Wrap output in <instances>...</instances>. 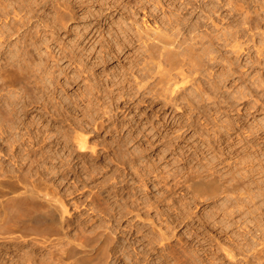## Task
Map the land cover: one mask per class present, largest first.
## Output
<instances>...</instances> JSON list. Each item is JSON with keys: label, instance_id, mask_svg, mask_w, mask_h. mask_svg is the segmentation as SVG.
I'll use <instances>...</instances> for the list:
<instances>
[{"label": "rangeland", "instance_id": "obj_1", "mask_svg": "<svg viewBox=\"0 0 264 264\" xmlns=\"http://www.w3.org/2000/svg\"><path fill=\"white\" fill-rule=\"evenodd\" d=\"M12 1L0 0V264H69L59 255L78 236L94 242L86 247L91 260L81 264H97L100 245L108 264H264V0H117L121 8L103 14L109 0H73L67 25L64 0ZM171 16L184 27L176 26L181 39L173 44L181 47L166 52L177 59L172 64L158 56V43L130 39L136 26L161 27ZM190 29L201 41L191 45ZM183 58L186 67L177 64ZM177 65L191 69L188 76L193 69L186 84L174 82ZM75 127L86 139L83 151ZM192 173L238 187L201 199L187 186ZM15 176L31 177L22 181L36 182L38 198L20 195ZM45 194L58 198L56 209L65 205L61 226L32 221Z\"/></svg>", "mask_w": 264, "mask_h": 264}, {"label": "bare ground", "instance_id": "obj_2", "mask_svg": "<svg viewBox=\"0 0 264 264\" xmlns=\"http://www.w3.org/2000/svg\"><path fill=\"white\" fill-rule=\"evenodd\" d=\"M16 1V0H15ZM14 1V2H15ZM20 1V0H19ZM36 1V0H35ZM76 1H78L79 2V6L80 5H82V4H84V0H76ZM156 1V0H155ZM158 1L159 0H157V3H158ZM11 2H13L12 0H11ZM11 2H10V4H11ZM18 2V1H17ZM34 2V1H33ZM64 2V3H63ZM62 3V6L63 7H61V9L63 8V15L61 14L60 16L62 17V19L64 20L63 22H65L66 23V25H67V23L69 24L71 21H72V19L74 18V13H76V12H74V9H73V7H74V4L76 3V2H73V0H64ZM88 2V1H87ZM128 2V1H127ZM16 3V2H15ZM20 3V2H19ZM25 3V2H24ZM35 3V2H34ZM44 3V2H43ZM77 4V3H76ZM85 4H86V2H85ZM103 4V3H102ZM107 6H106V8H101V10L100 11H98V12H102V14H103V10H105L106 11V9L108 10V11H112V10H114V11H116V8L117 7H119V8H121V5H119V4H122V3H119V4H117V0H109L107 3ZM117 4V5H116ZM200 4V3H199ZM15 5V4H14ZM24 5H26V4H24ZM30 5V4H29ZM155 6H156V4H154ZM102 6V5H101ZM19 7V6H18ZM21 7V6H20ZM28 7V6H27ZM160 7H161V9H163L162 8V5L160 4ZM160 7H159V9H160ZM197 7H199L198 5H197ZM5 8V7H4ZM30 8V7H29ZM81 8V7H80ZM84 8V7H83ZM183 8H185L184 6H183ZM193 8H195V7H193ZM193 8H191V9H193ZM200 8H202L203 9V11H204V9L205 8H203V7H200ZM3 9V8H2ZM158 9V8H157ZM182 9V8H181ZM197 9V8H196ZM13 10V9H12ZM26 10V9H25ZM95 10V9H94ZM94 10H92L93 11V13H92V15H96L95 13L97 12V10H96V12H94ZM165 10H166V8H165ZM162 11V10H161ZM194 11V10H193ZM8 12V11H7ZM11 12V11H10ZM9 12V13H10ZM16 12V11H15ZM25 12V11H24ZM165 12V11H164ZM27 13V12H26ZM35 13H36V11H35ZM88 14H89V12H87ZM99 13V14H100ZM180 13V12H179ZM195 13V12H194ZM101 15V14H100ZM207 15V14H206ZM205 15V17L206 18H209V20H210V17L208 16H206ZM208 15H210V14H208ZM247 15V14H246ZM245 15V16H246ZM170 16V15H169ZM178 16V15H177ZM177 16H171V17H168L167 19H168V23H164L163 24V26H154V27H152V26H145V27H140V26H134L135 27V29H136V33L134 34V36H131L130 37V39H132L133 37H135L136 38V40H140L141 42H143V44L145 45L148 41L149 42H151L150 44H152V43H158L159 44V52H158V56L159 57H161L163 54L164 55H166L167 56V54H169V53H167L166 54V52H168V49L170 48V47H173V44L175 43V42H177L176 40L178 39V37H179V35H180V31H179V29L178 28H176V26L177 25H179L180 26V24H178V22H180L179 20V18L177 17ZM248 16V15H247ZM33 17V16H32ZM31 17V18H32ZM96 17H98V15L96 16ZM9 18V17H8ZM30 18V17H29ZM91 18H93V17H91ZM95 18V17H94ZM250 18V17H249ZM251 18H252V16H251ZM34 19V18H33ZM183 19V17L181 18V20ZM246 19V18H245ZM248 19V18H247ZM25 20V19H24ZM184 20V19H183ZM249 20V19H248ZM252 20V19H251ZM251 20H249L250 22H251ZM94 21V20H93ZM132 21V20H131ZM167 21V20H166ZM186 21V20H185ZM185 21H183V23L185 22ZM16 22V21H15ZM18 22V21H17ZM25 22V21H24ZM163 22V21H162ZM187 22V21H186ZM249 22V23H250ZM254 22V21H253ZM33 23V22H32ZM65 23H63L64 24V26H65ZM180 23H182V22H180ZM243 23V22H242ZM256 23V22H255ZM1 24H3V23H1ZM14 24V23H13ZM161 24V23H160ZM252 24V23H251ZM33 25V24H32ZM131 25V24H130ZM187 25V24H186ZM255 25V24H254ZM253 25V26H254ZM257 25V24H256ZM5 26V25H4ZM3 26V27H4ZM16 26V25H15ZM18 26V25H17ZM188 26V25H187ZM2 27V26H1ZM2 27V28H3ZM20 27V26H19ZM181 27V26H180ZM189 27V26H188ZM195 27H197V26H195ZM244 27V26H243ZM250 27H252V25L250 26ZM7 28V27H6ZM10 28H12V27H10ZM10 28H8V29H10ZM169 28H174V30L175 31H172L171 29H170V31H172L171 33H168V31H167V29L169 30ZM182 28V27H181ZM184 28V27H183ZM182 28V29H183ZM190 28V27H189ZM191 28H193V27H191ZM239 28H241V27H239ZM255 28V27H254ZM15 29V28H14ZM30 29V28H29ZM182 29H181V31H182ZM251 29V28H250ZM2 30V29H1ZM18 30V29H17ZM191 30V29H190ZM242 30V29H241ZM169 31V32H170ZM193 30H191V33H190V36H189V39H190V43H191V45H192V42H196V40L198 39V40H200L201 39V37H199V36H202V35H200L199 33H196V34H199V35H196L195 33H194V31L192 32ZM243 31V30H242ZM257 31V30H256ZM255 31V32H256ZM1 32H3V31H1ZM187 32H188V30H187ZM197 32H198V30H197ZM224 31H222V34L223 35H225L224 33H223ZM235 32V31H234ZM241 32V31H240ZM15 33V32H14ZM228 33H229V31H228ZM259 33V32H258ZM91 34V33H90ZM182 34V36H183V34L184 33H181ZM219 34H221V33H219ZM230 34H231V32H230ZM232 34H233V32H232ZM241 34V33H240ZM89 35V34H88ZM93 35H95V33L94 34H92V35H90V36H87L86 34H81V35H79V37L80 38H82V40H92V37H93V39H94V36ZM188 35H189V33H188ZM229 35V34H228ZM227 35V36H228ZM187 36V35H186ZM226 36V35H225ZM224 36V37H225ZM227 36H226V38H227ZM232 35H230V37H231ZM234 36H236V35H234ZM245 36V35H244ZM1 37H3V36H1ZM31 37V36H30ZM204 37V36H203ZM219 37V36H218ZM223 37V36H222ZM21 38V37H20ZM99 38V37H98ZM100 38H102V36L100 37ZM99 38V39H100ZM187 38V37H186ZM200 38V39H199ZM219 38H221V36L219 37ZM237 38V37H236ZM240 38V37H239ZM262 38H263V36H262ZM104 39V38H103ZM124 39H127V36H125L124 37ZM129 39V38H128ZM129 39V40H130ZM179 39H181L180 37H179ZM183 39H185L184 37H183ZM216 39H218L217 37H216ZM223 39V38H222ZM225 39V38H224ZM247 39V38H246ZM264 39V38H263ZM84 40V41H85ZM186 40V39H185ZM208 40H210V39H208ZM232 39H230V41H231ZM238 40V39H237ZM201 41V40H200ZM203 41L205 42V40L203 39ZM219 41H221V40H219ZM226 41H228V39H226ZM225 41V42H226ZM230 41H229V43H230ZM233 41V40H232ZM179 42V41H178ZM207 42V41H206ZM212 42V41H211ZM225 42H224V44H225ZM248 42V41H247ZM198 43V42H197ZM210 43V42H209ZM219 43V42H218ZM227 43V42H226ZM229 43H227V45L229 44ZM232 43V42H231ZM237 43V42H236ZM264 43V42H263ZM149 44V45H150ZM178 44H182V42L181 43H177V46H178ZM188 42H187V48H188ZM195 44V43H194ZM202 43H199L197 46L199 47V45H201ZM207 44V43H206ZM212 44V43H211ZM219 44H221V42L219 43ZM232 44H234V43H232ZM232 44L231 45H229V46H232ZM237 44H239L240 45V43L238 42ZM237 44H234L233 45V47H238V45ZM242 44H243V42H242ZM248 44V43H247ZM250 44V43H249ZM253 44V43H252ZM251 44V45H252ZM0 45H1V42H0ZM184 44H182V46H183ZM196 45V44H195ZM204 45V44H203ZM203 45H201V46H203ZM243 45H245V44H243ZM242 45V46H243ZM8 46V45H7ZM146 46V45H145ZM153 46H155V45H153ZM176 45H174V47H175ZM190 46V45H189ZM206 46V45H205ZM223 46V45H222ZM241 46V45H240ZM149 47H152V46H149ZM169 47V48H168ZM173 47V48H174ZM179 47V46H178ZM178 47H177V49H176V47L174 48V49H176V50H178ZM181 47V46H180ZM179 47V48H180ZM185 47V46H184ZM184 47H182L183 48V50H184ZM195 47L196 46H194V51H195ZM221 47V46H220ZM247 47V46H246ZM249 47V46H248ZM253 47V46H252ZM22 48H23V46H22ZM155 48V47H154ZM172 48V49H173ZM187 48L185 47V49L187 50ZM189 48H193L192 46H190ZM205 48V47H204ZM171 49V50H172ZM199 49V48H198ZM202 49V48H201ZM206 49V48H205ZM233 49V48H232ZM231 49V50H232ZM238 49H239V47H238ZM238 49H236L235 51L237 52V50ZM24 51H25V49H23ZM156 50V49H155ZM208 50V49H207ZM211 50H212V48H211ZM214 50V49H213ZM212 50V51H213ZM239 50H241L242 51V48L241 49H239ZM238 50V51H239ZM244 50V49H243ZM150 51H152V50H150ZM169 51H170V49H169ZM173 51V50H172ZM172 51L170 52V53H172ZM181 51H182V49H181ZM187 51H189V50H187ZM186 51V52H187ZM190 51H191V49H190ZM189 51V52H190ZM199 51H201V50H199ZM210 51V50H209ZM233 51H234V49L231 51L232 53H233ZM235 51H234V53H235ZM26 52V51H25ZM146 52V51H145ZM156 52V51H155ZM174 52H175V50H174ZM174 52H173V54H174ZM185 51H183V54L184 55H180V57L182 56H186L187 54L186 53H184ZM191 52H193V51H191ZM203 52V51H202ZM201 52V53H202ZM205 52V51H204ZM214 52H217V50L216 51H214ZM244 52H245V50H244ZM248 52H250V51H248ZM1 53V52H0ZM152 53H154L153 51H152ZM151 53V54H152ZM157 53V52H156ZM177 53V52H176ZM180 53H182V52H180ZM188 53V52H187ZM206 54V58H207V53H208V51L207 52H205ZM211 53H213V52H211ZM239 53V52H238ZM147 55H148V57H149V54L148 53H146ZM194 54V53H193ZM192 53H191V55H193ZM195 54H196V52H195ZM199 54V53H198ZM210 54V53H209ZM208 54V55H209ZM215 54V53H214ZM249 54V53H248ZM247 54V55H248ZM154 55V54H153ZM152 55V56H153ZM189 55V54H188ZM191 55H190V57H191ZM203 55H204V53H203ZM211 55V54H210ZM238 55V54H237ZM237 55H236V57H237ZM151 56V57H152ZM171 56V55H170ZM173 56H175V55H173ZM177 56V55H176ZM194 57L196 56V55H193ZM192 56V58H194ZM198 56V55H197ZM202 56V55H201ZM212 56H213V54H212ZM215 56V55H214ZM240 56V55H239ZM242 56V55H241ZM179 57V56H178ZM189 57V56H188ZM187 57V58H188ZM199 57V56H198ZM3 58V57H2ZM158 58V57H157ZM172 58H174V57H168L167 56V58H165V57H163L162 56V59H165V62L166 61H168V62H171V64H172V59L170 60V59ZM200 58V57H199ZM238 58V57H237ZM152 59H154V58H152ZM161 58H159V61L158 60H156V61H158V66H161L160 65V61L162 60ZM178 59H181V58H178ZM191 59V58H190ZM189 59V61H191ZM195 59H196V57H195ZM201 59V58H200ZM212 59V58H211ZM155 60V59H154ZM177 60V59H176ZM176 60H174L173 59V61H176ZM186 60H188V59H186ZM184 58L182 59V61H178L177 62V64H179V65H183L184 64V62L186 61ZM193 60V59H192ZM197 60H199V59H197ZM196 60V61H197ZM213 60V59H212ZM211 60V61H212ZM215 61H216V59H214ZM189 61H187V63L189 62ZM164 62V63H165ZM167 62V63H168ZM180 62V63H179ZM198 63H199V61H197ZM155 63V62H154ZM174 63V62H173ZM190 63V62H189ZM189 63H188V65H189ZM191 63H193V67L190 65L189 67H191V68H193L194 69V65L195 64H197V63H195L194 61H192ZM195 63V64H194ZM185 64H186V62H185ZM12 66V65H11ZM178 66V65H177ZM183 66H185V65H183ZM182 66V67H183ZM187 66V65H186ZM185 66V67H186ZM175 68H176V72H177V68H179V66L178 67H176V66H174ZM196 67H198L199 68V65L198 66H195V68ZM11 68V67H10ZM157 68H159V67H157ZM173 68V66H171L170 67V69H169V71L168 72H170L171 73V69ZM29 69V68H28ZM193 69H192V72L190 73V76H191V74H192V76H193V74H194V72H193ZM197 69V68H196ZM173 70H174V68H173ZM172 70V71H173ZM179 71L177 72V73H175V74H172L173 76H174V78L175 77H179L180 78V81H181V83H182V81H184L185 82V84H186V82L187 81H189V80H187V77H190V76H188L187 74L191 71V69H189L190 71L188 72V70H187V68H185V70H187V74H185V72L183 71V68H179L178 69ZM195 70V69H194ZM13 71V70H12ZM21 71V70H20ZM25 71V70H24ZM28 72V71H27ZM13 73V72H12ZM11 73V74H12ZM167 73V72H166ZM165 73V74H166ZM166 74L165 76L166 77H168V76H170L171 74ZM174 73V72H173ZM15 74H16V72H15ZM23 75V74H22ZM21 75V76H22ZM8 76V75H7ZM13 76H14V74H13ZM191 76V77H192ZM18 77V76H17ZM172 77V76H171ZM190 77V78H191ZM28 78V77H27ZM26 78V79H27ZM41 78V77H40ZM173 78V77H172ZM171 78V79H172ZM178 78V79H179ZM190 78H188V79H190ZM11 79V78H10ZM15 79V78H14ZM24 79H25V77H24ZM163 80H166V79H164V78H162ZM170 79V78H169ZM176 78H175V81L174 82H176ZM43 81V79L41 80V82ZM169 81V80H168ZM168 81H165V82H168ZM178 82H179V80H178ZM25 83V82H24ZM37 83H40L39 81L37 82ZM36 83V84H37ZM42 83H44V82H42ZM177 83V82H176ZM45 84V83H44ZM173 84V83H172ZM173 85H177V84H173ZM40 86H45V85H40ZM24 87V86H23ZM173 87V86H172ZM41 89H42V87H40ZM24 89V88H23ZM44 89H46V88H44ZM171 89V88H170ZM26 91L28 90V89H25ZM172 91H173V89H171ZM172 91H170V92H172ZM43 92H44V90H43ZM30 93V92H29ZM29 93H26V94H29ZM33 93V92H32ZM30 95V94H29ZM19 96V95H18ZM28 96V95H27ZM26 96V97H27ZM41 96V95H40ZM25 97V99H27ZM37 97V96H36ZM34 98V97H33ZM32 98V99H33ZM38 98V97H37ZM18 99V98H17ZM29 99V98H28ZM37 101V100H36ZM39 101V100H38ZM17 102V101H16ZM33 102V101H32ZM21 103H22V101H21ZM24 104H26V102H23ZM43 103V102H42ZM36 104V103H35ZM18 105V104H17ZM23 105V104H22ZM27 105H28V102H27ZM40 105V104H39ZM29 107V106H28ZM34 107V106H33ZM22 108V107H21ZM26 108V107H25ZM48 109V108H47ZM46 109V111H48ZM21 111H22V109H20ZM19 110V111H20ZM37 110V109H36ZM28 111H30V110H28ZM28 111H27V113H28ZM31 112V111H30ZM23 113H25V112H23ZM19 116V115H18ZM23 116V115H22ZM20 117V116H19ZM17 118V117H16ZM20 119V118H19ZM98 121H100V120H98ZM24 122H25V120H24ZM101 122V121H100ZM100 122H98V123H95V128H101L102 127V123H100ZM21 123V122H20ZM25 124H27V123H25ZM25 124H24V126H25ZM30 124H31V122H30ZM23 125V124H22ZM80 126V125H79ZM20 127V126H19ZM27 127V126H26ZM26 127H24V129L26 128ZM47 127V126H46ZM30 128V127H29ZM48 128V127H47ZM103 128V127H102ZM31 129V128H30ZM75 130H74V132H76L77 133V131L79 130V129H76V127L74 128ZM29 130V129H28ZM44 130H45V128H44ZM47 130V129H46ZM83 130V129H82ZM98 130V129H97ZM37 131H39V132H41L40 130H36V132ZM80 131V130H79ZM29 132V131H28ZM44 132H46V131H44ZM18 133V132H17ZM33 133V132H32ZM38 133V132H37ZM41 133H43V132H41ZM61 133V132H60ZM45 134H47V133H45ZM80 134V133H79ZM78 133L75 135V134H73L72 136H75V138H73V139H75L76 141L74 142V143H76V149L77 148H79L81 151H83V149L84 148H86L87 146H86V139L83 137V134H82V132H81V135L82 136H80ZM32 135V134H31ZM40 135V134H39ZM39 135H36V139L35 140H32V142L35 144V145H37V150H38V147H40V139L42 138L41 136H39ZM61 135V134H60ZM29 136V135H28ZM43 136H44V134H43ZM57 136V135H56ZM85 136V135H84ZM1 137V136H0ZM31 137V136H30ZM41 137V138H40ZM59 137V136H58ZM61 137V136H60ZM29 138V137H28ZM32 138V137H31ZM46 138H48V136L46 137ZM45 138V139H46ZM49 138H50V136H49ZM48 138V139H49ZM55 138V137H54ZM58 139V138H57ZM72 139V140H73ZM43 140H44V138H43ZM50 140V139H49ZM45 141V140H44ZM47 141V140H46ZM22 142V141H21ZM28 142H30V141H28ZM55 142V141H54ZM58 142H60V141H58ZM58 142H56V143H58ZM27 143V142H26ZM31 143V142H30ZM45 143H47V142H45ZM32 144V143H31ZM42 144V143H41ZM44 144V143H43ZM49 142L47 143V145H48V147H49ZM54 144V143H53ZM52 144V145H53ZM66 144V143H65ZM33 145V144H32ZM57 145V144H56ZM14 146V145H13ZM34 146V145H33ZM75 146V145H74ZM86 146V147H85ZM23 147V146H22ZM25 147V146H24ZM30 147H31V145H30ZM29 147V148H30ZM41 147H42V145H41ZM51 147V146H50ZM70 147H72V146H68V148L69 149H71ZM15 148V147H14ZM28 148V149H29ZM45 148V147H44ZM43 148V149H44ZM46 148H47V146H46ZM53 148H55V147H53ZM24 149V148H23ZM51 149V148H50ZM56 149V148H55ZM73 149V148H72ZM75 149V148H74ZM32 150V149H31ZM36 150V149H35ZM40 150H42V149H40ZM47 150V149H46ZM45 150V151H46ZM49 150V149H48ZM79 150V151H80ZM25 151V150H24ZM33 151H34V149H33ZM43 151V150H42ZM52 151H55L56 152V150H54V149H52ZM71 151V150H70ZM15 152V151H14ZM18 152V151H17ZM28 152H29V150H28ZM27 152V153H28ZM32 152V151H31ZM24 153V152H23ZM35 152H33V154H34ZM22 154V153H21ZM42 154H46L44 151H43V153ZM47 154H48V152H47ZM28 155V154H27ZM53 155V154H52ZM51 155V156H52ZM17 156V155H16ZM24 157H25V155H23ZM29 156V155H28ZM27 156V157H28ZM50 156V157H51ZM46 157H48L47 155H46ZM61 157V156H60ZM16 158V157H15ZM21 158V157H20ZM23 158V157H22ZM19 159V158H18ZM25 159V158H24ZM32 159V158H31ZM47 159H49V157L47 158ZM61 159V158H60ZM34 160V159H33ZM45 160V159H44ZM50 160V159H49ZM23 161V160H22ZM31 161V160H30ZM46 161H48V160H46ZM51 161V160H50ZM62 161H63V159H62ZM1 162V161H0ZM27 162V161H26ZM41 162H42V160H41ZM45 162V161H44ZM32 163V162H31ZM30 163V164H31ZM46 163V162H45ZM62 163V162H61ZM1 164V163H0ZM18 164V163H17ZM21 164H22V162H21ZM29 164V165H30ZM42 164H44L43 162H42ZM2 165V164H1ZM0 165V166H1ZM47 165V164H46ZM45 165V166H46ZM63 165V164H62ZM32 166V165H31ZM54 166H56V165H54ZM3 167V166H2ZM20 167H21V165H20ZM30 167V166H29ZM50 167V166H49ZM58 167H59V165H58ZM61 167V166H60ZM19 168V167H18ZM42 168V165H41V167H40V169ZM29 169V168H28ZM58 169V168H57ZM19 170V169H18ZM25 170V169H24ZM27 170V169H26ZM46 170H47V168H46ZM45 170V171H46ZM20 171V170H19ZM21 171H22V169H21ZM40 171V170H39ZM18 172V171H17ZM27 172V171H26ZM30 172V171H29ZM8 174H9V172H7ZM16 173V172H15ZM19 173H21V172H19ZM18 173V174H19ZM22 173H23V171H22ZM39 173V172H38ZM24 174H27V173H24ZM41 174H42V172H41ZM13 175V174H12ZM16 175H17V173H16ZM22 175V174H21ZM43 175V174H42ZM41 175V176H42ZM14 176V175H13ZM33 176V175H32ZM39 176V175H38ZM11 177V176H10ZM16 177V176H15ZM18 177V176H17ZM16 177V178H17ZM20 177H22V176H20ZM5 178V177H4ZM9 178V177H8ZM24 178V177H23ZM23 178H21L22 180H23ZM27 178V177H26ZM31 178V177H30ZM30 178H28L29 180H30ZM42 178H44L43 176H42ZM186 178V182H187V186L189 187V189H191V191H192V193H194L193 195H196V196H198L199 198H201V199H206V200H208V199H214V198H216V197H218L220 194H223V193H226L228 190H229V188H234V189H236L237 187H238V185H236V183H234V184H230L228 187L227 186H225V183H223L222 181V183L221 182H219L217 179H215V178H210V179H205V178H202V176H200V175H198L197 173L195 174V173H192V174H190V175H188L187 177H185ZM18 180H19V178H17ZM25 179V178H24ZM27 179V180H28ZM22 180H19V182H21ZM26 180V179H25ZM26 180V181H27ZM233 180V179H232ZM12 182L14 181L15 182V180H11ZM31 181V180H30ZM30 181H28L27 183H29ZM35 181H36V179H35ZM34 181V182H35ZM39 181V180H38ZM185 181V180H184ZM234 181V180H233ZM10 182V181H9ZM11 182V183H12ZM17 182V181H16ZM23 182V181H22ZM228 182V181H227ZM237 182V181H236ZM25 181L23 182V184L22 183H19V185H21L22 184V187L21 188H23L22 189V191H21V194L20 195H22V194H24L25 195V197L28 199L29 197H36V196H34V194L36 193V190H34L33 188L34 187H37V185H36V182H35V185L34 186H29V184H27ZM32 183V182H31ZM233 183V182H232ZM14 184V183H13ZM37 184H39V183H37ZM18 185V184H17ZM33 185V184H32ZM1 187V186H0ZM4 187V186H3ZM43 187V186H42ZM12 188V187H11ZM19 188V187H18ZM38 188H39V185H38ZM41 188V187H40ZM14 189V188H13ZM13 189H11V191H13ZM36 189V188H35ZM8 190H10V189H8ZM15 190H16V188H15ZM39 189H37V191H38ZM41 190L43 191V188H41ZM190 191V192H191ZM3 192V191H2ZM19 192V191H18ZM39 193V192H38ZM38 193H36V195L38 194ZM45 193H47V192H45ZM50 193V192H49ZM52 193V192H51ZM229 193V192H228ZM227 193V194H228ZM53 194V193H52ZM17 195H18V193H17ZM19 195V196H20ZM40 195V194H39ZM53 195H55V194H53ZM41 196V195H40ZM4 197V196H3ZM9 197V196H8ZM12 197H14V196H12ZM18 197V196H17ZM53 197L54 196H50V197H46V194H45V197H44V199H45V202H46V206H45V208L44 209H42L41 211H38V213H35V215L34 216H32V221L34 220V219H37V221H38V219H41L42 221L43 220H46V221H48L49 223H52V226H54V225H56V226H61L62 225V222H63V220H64V213L67 211L66 210V208H65V205L63 204L62 205V202H60L59 203V201H58V203H59V208H55V207H57V206H54L53 204H54V202H56L57 200H58V198H56L55 200L53 199ZM56 197V196H55ZM15 198H16V195H15ZM15 198H13V199H15ZM21 198V197H20ZM36 198H38V197H36ZM41 198V197H40ZM24 199V198H23ZM22 199V200H23ZM32 199V198H31ZM43 199V200H44ZM17 200V199H16ZM30 200V199H29ZM34 200H36V199H34ZM37 200H39V199H37ZM7 202V201H6ZM20 202H21V200H20ZM35 202V201H34ZM9 203V202H8ZM30 204L32 203V200L29 202ZM28 203V204H29ZM53 203V204H52ZM35 204V203H34ZM34 204H32V205H34ZM56 204V203H55ZM19 205H20V203H19ZM31 205V206H32ZM39 206H40V204H38ZM38 205H34L35 207L37 206V207H39ZM58 205V204H57ZM22 206V205H21ZM24 206V205H23ZM26 206H27V204H26ZM30 206V207H31ZM33 206V207H34ZM4 207V206H3ZM20 207V206H19ZM29 207V209H31ZM7 208H9V206L7 207ZM22 208H25V207H22ZM28 208V207H27ZM41 208V207H40ZM219 208V207H218ZM34 209V208H33ZM39 210V209H38ZM26 211H27V209H26ZM30 211V210H29ZM32 211V210H31ZM30 211V212H31ZM35 210H33V212H34ZM37 211V210H36ZM35 211V212H36ZM23 212H24V209H23ZM224 212V211H223ZM227 213V212H226ZM225 213V214H226ZM5 214V213H4ZM21 215H23L22 214V212L20 213ZM32 213H30V215H31ZM222 214V213H221ZM25 216H26V213L24 214ZM28 215H29V213H28ZM224 215V214H223ZM19 216V215H18ZM25 216H22V218L23 217H25ZM6 217V216H5ZM31 217V216H30ZM14 218V217H13ZM18 218V217H17ZM21 218V217H20ZM26 218L27 219H29V216L27 217L26 216ZM9 219V218H8ZM25 219V218H24ZM30 220H31V218H30ZM40 220V222H42ZM28 221V220H27ZM36 221V222H37ZM5 223V222H4ZM43 223V222H42ZM15 224H17L18 225V223H15ZM21 224V223H20ZM47 224V223H46ZM54 224V225H53ZM16 225V226H17ZM25 225V227H26V224H24ZM50 225V224H49ZM51 226V225H50ZM49 226V227H50ZM52 226H51V228H52ZM258 226V225H257ZM264 226V225H263ZM20 227H23V226H20ZM10 228V227H9ZM56 228V227H55ZM62 228V227H61ZM52 229H54V228H52ZM263 229V228H262ZM57 230V229H56ZM161 230V229H160ZM209 230V229H208ZM259 230V229H258ZM261 230V229H260ZM249 231V230H248ZM159 232V231H158ZM264 232V231H263ZM106 233V232H105ZM161 233V232H160ZM0 234H2V233H0ZM23 234V233H22ZM104 234V233H103ZM261 234H263V233H261ZM107 235H108V233H107ZM160 235V234H159ZM163 235H165V234H163ZM162 235V236H163ZM81 236V235H80ZM110 236V235H109ZM82 238L84 237V236H81ZM107 238H108V236H106ZM164 237V236H163ZM82 238H79V236H78V239H80V240H78L77 242H76V238H75V242H73V239L71 240V241H69V243L67 242L66 244H68L67 246H66V248H65V246H64V252L63 253H65V254H61V255H59V256H63V258H64V255H66V259H70L71 260V263H69V264H81V262H88V261H90L91 259H90V254H87L89 251L86 249V247L89 245L90 246V244L91 243H93L94 244V242H89L90 244H88V243H84V238L82 239ZM88 239H89V237H87ZM107 238H105V239H107ZM113 238V237H112ZM3 239V238H2ZM59 239V238H58ZM86 239V238H85ZM160 239V238H159ZM162 239V238H161ZM165 239H167V238H165ZM60 240V239H59ZM108 240V239H107ZM30 241H31V239H30ZM58 241V240H57ZM56 241V242H57ZM68 241V240H67ZM89 241V240H88ZM105 241V240H104ZM110 241V240H109ZM25 242V241H24ZM87 242V241H86ZM160 242H162V241H160ZM168 242V241H167ZM166 242V245L167 244H169V243H167ZM59 243V242H58ZM105 243H106V241H105ZM107 243H108V241H107ZM162 243H164V242H162ZM162 243H160V244H162ZM165 245V246H166ZM263 245V244H262ZM62 246V247H63ZM93 246V245H92ZM95 246V245H94ZM98 246V245H97ZM96 246V247H97ZM160 246V245H159ZM164 246V245H163ZM262 247V246H261ZM91 248V247H90ZM95 248V247H94ZM162 248V247H161ZM164 248H167V246L166 247H164ZM93 249V248H92ZM155 249V248H154ZM228 249V248H227ZM226 249V250H227ZM230 249V248H229ZM259 249V248H258ZM95 250H97L98 251V255H99V258H98V260L97 261H99V262H97V264H99V263H102V264H108V262L106 261V260H108L109 258H111V257H108L109 255H108V253L106 254V252H105V245H100V247L98 248V249H95ZM167 250H168V248H167ZM224 249H222V251H223ZM225 250V251H226ZM232 250V249H231ZM231 250H228L229 252L231 251ZM153 251V250H152ZM157 251H159V250H157ZM150 252V251H149ZM154 252V251H153ZM227 252V251H226ZM225 252V253H226ZM229 252H227V257H228V254H229ZM151 253V252H150ZM233 252L231 251V254H232ZM59 254V253H58ZM92 254V253H91ZM104 254H106V256L105 257H103L104 256ZM110 254H112V253H110ZM170 254V253H169ZM53 255H54V253H53ZM161 255V254H160ZM166 255V254H165ZM172 255H173V253H172ZM230 255V254H229ZM56 256V255H55ZM93 256V255H92ZM148 256V255H147ZM168 256V255H167ZM189 257H190V255H188ZM193 256V255H192ZM191 256V257H192ZM232 256V258H233V254L231 255ZM231 256H229L230 257V259H232L231 258ZM98 257V256H97ZM164 257H166V256H164ZM171 257H174V256H171ZM190 257V258H191ZM235 257V256H234ZM59 258H61V257H59ZM146 258V257H145ZM152 258V257H151ZM55 259H56V257H55ZM58 259V258H57ZM153 259V258H152ZM160 259H162V258H160ZM167 259V258H166ZM186 259V258H185ZM188 259V258H187ZM63 260H65V259H63ZM111 260V259H110ZM145 260H147V259H145ZM163 260V259H162ZM177 260V259H176ZM180 260V259H179ZM192 260H193V258H192ZM109 261V260H108ZM148 261V260H147ZM152 261H154V260H152ZM156 261V260H155ZM178 261V260H177ZM181 261H183V260H180V262ZM185 261V260H184ZM246 261V260H245ZM17 262V261H16ZM65 262V261H64ZM63 262V263H64ZM68 262V261H67ZM161 262H163V261H161ZM187 262V261H186ZM148 263V262H147ZM159 263V262H158ZM157 263V264H158ZM182 263V262H181ZM192 263V262H191ZM190 263V264H191ZM200 263V262H199ZM204 262H202V264H203ZM236 263V262H235ZM153 264V263H152ZM234 264V263H233Z\"/></svg>", "mask_w": 264, "mask_h": 264}]
</instances>
